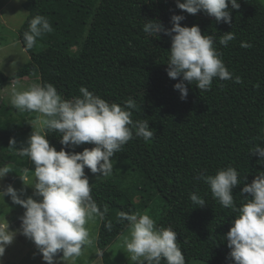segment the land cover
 Wrapping results in <instances>:
<instances>
[{"label": "trees", "instance_id": "1", "mask_svg": "<svg viewBox=\"0 0 264 264\" xmlns=\"http://www.w3.org/2000/svg\"><path fill=\"white\" fill-rule=\"evenodd\" d=\"M239 3V9L231 10L232 23L227 24L217 23L203 11L189 14L177 7L176 0H24L27 14L18 39L28 61L11 76L1 72L0 80L36 78L53 84L64 98L80 95L81 86L110 103L133 98L137 104L133 120L147 119L155 133L147 143L142 138L127 142L112 158L113 172L105 179L89 180L93 199L102 211L107 207L104 219L98 221L100 251L105 252L128 228L118 212H140L159 195L157 226L176 231L186 264L192 259L235 264L226 234L237 213L213 199L197 173L207 169L214 175L219 168L235 167L241 184L233 189V196L239 207L245 197L250 198L241 193L244 184L264 171L258 155L250 153L256 144L264 146V4L261 0ZM37 14L48 18L53 31L26 49L23 33ZM174 14L185 17L182 26L198 25L202 34L214 35L225 65L242 78V84L214 79L211 90L204 92L188 84L187 98H180L173 86L181 78L171 79L166 71L171 37L143 32L145 20L170 29ZM229 31L235 39L224 47L219 39ZM242 41L253 47H241ZM17 114V109L1 101L0 166L16 155L9 139H18L16 148L27 147L24 136L32 132L30 125L16 120ZM46 138L57 151L62 148L58 132H49ZM85 147L93 145L83 144L73 151ZM190 192H197L207 203L193 207ZM108 221L113 224L111 231L105 227Z\"/></svg>", "mask_w": 264, "mask_h": 264}, {"label": "clouds", "instance_id": "2", "mask_svg": "<svg viewBox=\"0 0 264 264\" xmlns=\"http://www.w3.org/2000/svg\"><path fill=\"white\" fill-rule=\"evenodd\" d=\"M176 5L189 14L203 11L217 23L227 24L232 23L231 10L240 8L239 0H176ZM184 19L183 15H172L170 29L154 20H145L143 25V32L150 37H159L162 32L171 37L166 71L171 79L181 78L173 86L180 98H187L188 84L195 85L200 92L211 90L214 79L242 84V78L225 65L222 53L215 47L214 35L202 34L198 25L182 26L180 22ZM52 31L46 16L35 15L23 33L26 49L35 47L44 34ZM234 39L232 31L225 32L219 44L227 47ZM240 46L253 47L246 41ZM24 78L30 81V77L6 80L12 86L8 100L18 113L21 112L17 121H25L22 117L26 111L37 113V117L31 122L33 131L27 147L16 148L15 138H10L9 148L20 157L30 158L35 165L34 180L28 175L20 178L25 185L32 186L33 195L41 199L21 198L24 189L18 194L11 184L0 185V201L4 202V197L9 196L12 203L25 210L19 229H11L4 217L0 219V258L20 232L34 242L46 264H57L58 253H62L59 259L64 264H76L84 247L92 243L87 225L97 217L104 219L107 213V207L102 211L91 195L85 168L107 177L113 172L114 154L122 151L127 142L142 138L147 143L155 133L147 119L133 120V111L137 109L133 98L123 104L110 103L84 86L79 88L80 95L64 98L51 83L32 82L23 88ZM53 131L61 134V145L91 144L93 147H85L81 152L66 151L64 147L57 151L46 138ZM250 153L258 155V163H264V146L256 144ZM11 171L8 165L0 166V180ZM197 178L208 186L211 196L222 207L237 213L226 234L230 258L235 264H264V171H260L251 183L244 184L241 193L250 194V198L245 197L239 207L233 196V189L241 184L235 167L219 168L214 175L207 174L204 169L197 173ZM189 198L193 207H203L207 203L197 192H190ZM117 216L128 222L129 233L122 235L120 248L129 254L134 264H162V261L164 264H186L172 227H158L147 211L122 210ZM105 227L111 231L112 222L108 221Z\"/></svg>", "mask_w": 264, "mask_h": 264}, {"label": "rangeland", "instance_id": "3", "mask_svg": "<svg viewBox=\"0 0 264 264\" xmlns=\"http://www.w3.org/2000/svg\"><path fill=\"white\" fill-rule=\"evenodd\" d=\"M264 4V0H261ZM24 0H0V74L1 72L5 75H10L18 68L23 66L28 61V53L22 44L19 42L18 29L22 22L24 21L27 11L22 6ZM36 79V78H35ZM30 78L26 80L25 83L21 82L23 88H27L32 82H38L37 79ZM30 82V83H29ZM28 86H26V84ZM11 85L5 84L0 85V102L2 101L7 106H12L9 100L6 99L9 96ZM19 113H21L19 111ZM28 119L23 123L25 125H31L37 117V113L28 112ZM33 131V128H32ZM32 133V132H31ZM31 133H27L24 136V140L27 142ZM11 137V136H10ZM16 141L18 139L15 138ZM66 151L78 150L81 145L75 147H67L62 145ZM14 159L10 162L13 163L10 166L13 171L9 172L3 180H0V185L6 187L11 183L12 177L16 174H20L24 167H28L31 171L29 173L30 180H34V167L35 165L31 162L30 158L20 157L14 155ZM18 164L16 167L14 164ZM90 181H98L105 179L107 177L100 176L99 173H92L90 170L85 172ZM128 178V177H127ZM12 186L18 190L20 194L21 189H24L21 198L26 199L29 196H33L34 199H41L33 195L34 189L30 185H25L21 178H13ZM130 182H127L123 187L126 189ZM159 195L153 196V199L146 208H143L140 212L143 213L147 211L154 219L157 221L161 208L158 207L161 201L158 197ZM134 200L137 202L138 197ZM24 208L20 205L12 203L9 196L4 197V202L0 201V219L5 218L7 222L11 221L13 223L14 229H19L21 226V219ZM98 221L99 217L95 219L94 222H90L87 227L90 229V237L92 243L86 245L83 249V254L77 258L76 264H130L133 261L130 260L129 254L120 248L121 237H118L111 246L105 249V252L100 251L96 246V235L98 232ZM10 225V224H9ZM129 233V227L123 232L122 235H127ZM62 253L57 254V264H64L59 257ZM0 264H46L42 259V255L39 253L36 245L29 238L25 237L20 232L17 235L12 244L6 247L5 254L0 258ZM189 264H209L203 261L192 259Z\"/></svg>", "mask_w": 264, "mask_h": 264}, {"label": "crops", "instance_id": "4", "mask_svg": "<svg viewBox=\"0 0 264 264\" xmlns=\"http://www.w3.org/2000/svg\"><path fill=\"white\" fill-rule=\"evenodd\" d=\"M23 80H24L23 83H25V81H26V80H29V78H28V79H27V78H24ZM3 83H4V85H5V84H8V82L5 80V81H3V82H0V85H2ZM29 83H30V82H29ZM29 83H27L26 86H28ZM6 99H8V97H7ZM9 107L11 108V106H9ZM17 112H18V111H17ZM26 113H27V112H24L23 116H24ZM28 115H29V114H28ZM28 115L25 117L26 120L29 118ZM17 118H20L19 113L17 114ZM12 164H13V163H7L6 165H12ZM14 165H15L16 167L19 166L17 163L14 164ZM30 172H31V171L28 169V167L25 166L24 169H23V171H22L20 174H16V175H14V177H12V180H11V183H10V184L12 185V182H13V180H14L13 178H16V177H19V178H20V176H23V175H28V176H29V173H30ZM8 223L10 224V225H9L10 228H11V229H14V228H13V223H12L11 221H9Z\"/></svg>", "mask_w": 264, "mask_h": 264}]
</instances>
